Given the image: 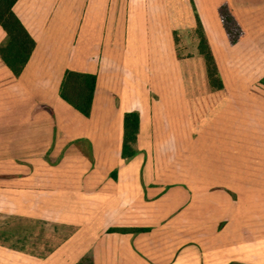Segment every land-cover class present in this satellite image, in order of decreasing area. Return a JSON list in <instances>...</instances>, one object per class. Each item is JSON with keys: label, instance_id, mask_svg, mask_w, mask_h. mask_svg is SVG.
<instances>
[{"label": "crops", "instance_id": "crops-1", "mask_svg": "<svg viewBox=\"0 0 264 264\" xmlns=\"http://www.w3.org/2000/svg\"><path fill=\"white\" fill-rule=\"evenodd\" d=\"M224 2L245 30L236 44L219 16ZM13 9L36 46L18 77L0 57V264H264L263 199L248 207L229 188L204 191L210 180H189L184 168L199 133L189 57L222 96L217 117L235 119V94L264 87V0H18ZM68 70L97 77L89 117L60 96ZM133 111L138 153L124 160Z\"/></svg>", "mask_w": 264, "mask_h": 264}, {"label": "rangeland", "instance_id": "rangeland-1", "mask_svg": "<svg viewBox=\"0 0 264 264\" xmlns=\"http://www.w3.org/2000/svg\"><path fill=\"white\" fill-rule=\"evenodd\" d=\"M188 45L185 53L194 55L195 45L190 40ZM189 58L197 66V72H193L189 65L187 91L195 109L194 130L199 133L185 154L187 178L210 180L202 187L204 191L229 188L235 192L232 194L235 201L240 200L243 205L244 199L248 200L244 202L248 207L255 203L259 208L258 201L262 198L260 209L264 215V87L240 90L235 98L231 96L235 100L229 104L230 113L235 114V119L218 118L215 100L222 96L209 92L206 79L201 76V61ZM227 94L226 91L222 95Z\"/></svg>", "mask_w": 264, "mask_h": 264}, {"label": "trees", "instance_id": "trees-1", "mask_svg": "<svg viewBox=\"0 0 264 264\" xmlns=\"http://www.w3.org/2000/svg\"><path fill=\"white\" fill-rule=\"evenodd\" d=\"M18 0H0V27L6 34L5 44L0 46V57L15 77L21 75L28 63L36 42L18 16L14 6ZM219 16L229 42L236 44L244 36L245 30L238 20L233 8L227 2L219 7ZM196 36L198 51L205 62L207 79L211 90L219 91L224 88L215 57L210 48L202 25L197 18ZM97 77L89 73L68 70L65 72L60 87V96L85 117L91 114L93 99L96 92ZM140 117L137 111L124 114L122 158L129 160L138 153L136 144L139 134ZM147 231L145 228H110L109 232L136 233ZM77 264H94L93 259L84 257Z\"/></svg>", "mask_w": 264, "mask_h": 264}]
</instances>
